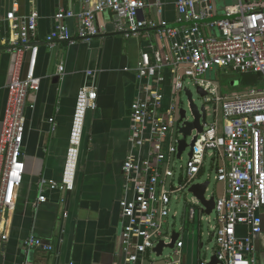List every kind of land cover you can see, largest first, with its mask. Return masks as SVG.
Here are the masks:
<instances>
[{"label": "built area", "instance_id": "1", "mask_svg": "<svg viewBox=\"0 0 264 264\" xmlns=\"http://www.w3.org/2000/svg\"><path fill=\"white\" fill-rule=\"evenodd\" d=\"M78 1L79 9L61 5L55 10L53 29L45 38L49 48L61 41L69 45L89 42L105 33L95 22L96 15L103 11L114 15L113 31L124 37H136L144 29H153L169 41L165 51L148 44L141 50L134 68L137 78L145 82L131 105L128 137L131 152L122 164L124 190L118 204L124 264H142L148 253L154 256L148 262L151 264L182 263L184 241L180 233L171 248L172 254L163 261L156 259L163 256L164 248L158 255L155 247L160 241L171 243L173 231L168 233L164 229L172 213L171 205L181 194L190 193L189 187L202 172L206 160L215 171V180L223 184L222 195L211 196L214 200L211 213L216 214V224L210 236L216 241L214 255L218 264H259L254 245L255 238L264 231V81L244 92H223L217 83L203 76L217 67L238 74L259 73L264 80V0H236L220 17L215 16L214 0H176V26L141 17L140 12L147 5L145 0H95L92 4L89 0ZM153 5L156 15H160L162 0H153ZM197 5H201L199 10ZM17 8L14 3L4 18L11 35L8 45L12 62L0 129V241L8 238L7 213L14 208L16 191L23 179L27 95L40 86V78L35 75L38 52L35 37L40 16L31 9L18 17ZM69 19L77 23L75 35L66 24ZM207 26L216 27L219 34L206 35ZM26 53L29 55L23 69ZM63 70L64 65L58 64L57 74L62 75ZM166 72L170 90L164 108ZM85 77L76 97L61 181L40 179L35 206L46 201L44 186L62 191L73 187L86 113L95 107L97 98L96 71L88 69ZM187 81L204 93L201 97L205 121L200 117L202 130L193 127L185 135L179 131V112L178 119L176 114L177 100L188 89ZM205 104L211 106L210 122ZM188 135L190 144L186 142ZM182 139L186 146L177 157ZM186 149L189 150L186 163L178 167L176 162ZM204 197L211 198L205 194ZM194 199L200 206V220L206 214L205 207L196 196ZM184 211L188 221L196 220L195 207L187 200ZM176 214L173 211L172 217ZM240 227L246 230L241 232ZM23 243L26 248L52 249L34 236Z\"/></svg>", "mask_w": 264, "mask_h": 264}, {"label": "crops", "instance_id": "2", "mask_svg": "<svg viewBox=\"0 0 264 264\" xmlns=\"http://www.w3.org/2000/svg\"><path fill=\"white\" fill-rule=\"evenodd\" d=\"M89 1L92 4L95 0ZM145 1L147 5L140 12L141 17L158 19L168 26L176 24V0H162L160 15H156L153 0ZM235 2L214 0L215 16L220 17ZM14 3L18 17L31 9L37 10L40 16L35 37L38 45L35 75L40 78V86L37 91H30L26 99L24 173L14 208L7 213L8 238L0 241V264H124L118 204L124 190L122 164L131 152L128 139L131 105L145 82L137 78L134 68L141 50L148 44L165 51L169 41L153 29H144L136 37H124L113 30L107 32L106 25H113L114 15L103 11L96 15L95 22L105 33L92 37L89 42L69 45L61 41L49 48L45 38L53 29L55 10L61 5L79 9L78 0H0V129L12 62L8 45L11 35L4 18ZM200 8L197 5L196 9ZM66 24L75 35L76 21L69 19ZM204 33L218 35L219 31L207 26ZM28 55L25 54L23 69ZM60 63L64 65L62 75L57 74ZM88 69L96 71L97 98L95 107L86 113L73 187L62 191L44 186L46 201L35 206L40 179L61 181L76 97ZM248 88L243 86L244 91ZM164 89L165 108L170 90L168 72ZM182 219V233L186 226L192 228L186 239L181 234L184 241L181 264H199L194 255L200 247L196 235L201 232L196 231V220L188 221L185 214ZM239 230L244 232L246 228ZM29 236L52 249L26 248L23 242ZM260 253L264 254V231L255 238L254 255ZM147 257L142 264H151L148 262L154 256L148 253Z\"/></svg>", "mask_w": 264, "mask_h": 264}, {"label": "rangeland", "instance_id": "3", "mask_svg": "<svg viewBox=\"0 0 264 264\" xmlns=\"http://www.w3.org/2000/svg\"><path fill=\"white\" fill-rule=\"evenodd\" d=\"M241 76L236 75L235 72L231 71H223L218 69L217 67L212 68V70L206 71L204 74L203 78L206 80H211L215 83H217L221 87V91L223 92H244L243 85H241ZM238 81V84H237ZM186 86L188 89L191 91L192 94V100L197 107H201L204 104V100L202 97L197 93L196 87L192 85L191 81L186 82ZM207 108V117H208V122L211 121L212 119V114H211V106L210 104H205ZM179 109H184L186 111V119L188 121L193 120V115L191 112V107H190V101L186 95V93L182 92L179 95V98L177 100V119H178V112ZM186 142L187 144H190L191 142V137L188 135L186 137ZM188 152L189 150L186 149L183 154L182 158L180 161L176 162V165L178 167L180 165H185L187 157H188ZM203 181H209L208 189L206 190V197H219L222 195V188L223 184L221 182H218L215 180V171L210 168L208 160H206L202 172L198 176V178L194 181V183H200ZM188 201L189 204L193 205L196 210V231L201 232L199 235L197 234V240L203 244L202 247L198 248V252H195V262L196 261H206L210 259V257L216 252L217 250V245L214 237L210 236V233L213 231L212 227L215 226L216 224V214L212 212L210 215L204 214L202 219L198 220V209L199 205L196 204L194 195L192 193H188L186 191V195L181 194L179 196V199L177 201H174L172 203V213L168 216L167 218V224H165L164 229L168 231V233H171L172 231L179 232L184 236V239L187 238V233L188 231L190 232L191 226H186L183 231V233L180 231V229L183 227V211H184V204L185 201ZM173 211H176V217H172ZM195 227V226H194ZM186 236V237H185ZM195 238V239H196ZM172 249L171 248H164L163 250V256L161 258H157L156 260L158 261H163L166 257L170 256L172 254ZM256 260H258L260 263L264 262V254L260 253L258 255H254Z\"/></svg>", "mask_w": 264, "mask_h": 264}, {"label": "water", "instance_id": "4", "mask_svg": "<svg viewBox=\"0 0 264 264\" xmlns=\"http://www.w3.org/2000/svg\"><path fill=\"white\" fill-rule=\"evenodd\" d=\"M181 24H187V23H181ZM177 24H174L173 26H176ZM113 30V25L112 23H108L106 25V31L107 32H111ZM197 93L201 96L203 95V91L201 88H197ZM185 93L190 101V107H191V112L193 115V120L188 121L186 119V111L184 109H181L179 111V123L181 122V125L179 127V131L183 132L185 135L189 134L191 129L193 127H197V129L199 131L202 130V125L200 124V117L202 118V122L205 121V107L204 105H202L200 108L197 107V105L194 104L193 100H192V94L191 91L189 89L185 90ZM201 112V113H200ZM186 146L185 140L182 139L179 142V146H178V156L180 155L181 151L184 149V147ZM208 186V181H203L200 183H193L190 187H189V192L192 193L194 196L197 197V199L200 201V203L205 207V213L206 214H210L213 206H214V200L211 197L209 200H206L204 197L205 194V190ZM197 236V235H196ZM178 238V233L174 232L172 235V241L169 244H164L163 241H160V243H158V245L155 247V251L157 252L158 255H161L163 248H172L174 245L175 240ZM203 244L200 242V247H202ZM201 261V260H199ZM199 264H218V260L216 258V256L213 254L210 259L208 260H204L203 263H199Z\"/></svg>", "mask_w": 264, "mask_h": 264}, {"label": "trees", "instance_id": "5", "mask_svg": "<svg viewBox=\"0 0 264 264\" xmlns=\"http://www.w3.org/2000/svg\"><path fill=\"white\" fill-rule=\"evenodd\" d=\"M241 76V85L255 87L263 83V77L259 73L236 74Z\"/></svg>", "mask_w": 264, "mask_h": 264}]
</instances>
